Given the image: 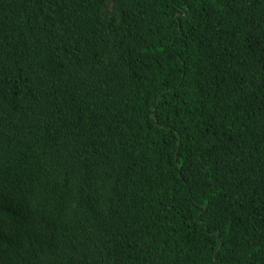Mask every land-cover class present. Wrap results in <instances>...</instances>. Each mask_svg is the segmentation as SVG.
Segmentation results:
<instances>
[{"label":"trees","instance_id":"trees-1","mask_svg":"<svg viewBox=\"0 0 264 264\" xmlns=\"http://www.w3.org/2000/svg\"><path fill=\"white\" fill-rule=\"evenodd\" d=\"M0 264H264V0H0Z\"/></svg>","mask_w":264,"mask_h":264}]
</instances>
